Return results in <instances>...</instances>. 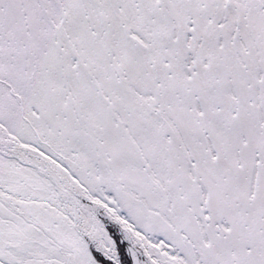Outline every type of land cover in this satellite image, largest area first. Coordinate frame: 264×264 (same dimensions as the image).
<instances>
[{
  "label": "snow or ice",
  "instance_id": "1",
  "mask_svg": "<svg viewBox=\"0 0 264 264\" xmlns=\"http://www.w3.org/2000/svg\"><path fill=\"white\" fill-rule=\"evenodd\" d=\"M0 264H264V0H0Z\"/></svg>",
  "mask_w": 264,
  "mask_h": 264
}]
</instances>
